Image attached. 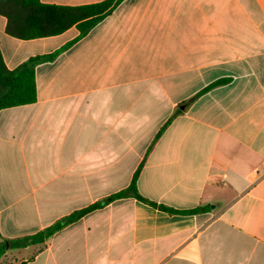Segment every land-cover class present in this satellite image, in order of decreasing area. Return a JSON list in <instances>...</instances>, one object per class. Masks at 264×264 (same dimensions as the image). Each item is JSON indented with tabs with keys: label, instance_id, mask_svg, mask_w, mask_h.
Listing matches in <instances>:
<instances>
[{
	"label": "crops",
	"instance_id": "1",
	"mask_svg": "<svg viewBox=\"0 0 264 264\" xmlns=\"http://www.w3.org/2000/svg\"><path fill=\"white\" fill-rule=\"evenodd\" d=\"M6 26L9 70L58 54L35 68L34 103L0 111L4 240L133 181L159 206L204 211L114 200L0 264H264V0H124L70 46L76 27L23 41Z\"/></svg>",
	"mask_w": 264,
	"mask_h": 264
},
{
	"label": "trees",
	"instance_id": "2",
	"mask_svg": "<svg viewBox=\"0 0 264 264\" xmlns=\"http://www.w3.org/2000/svg\"><path fill=\"white\" fill-rule=\"evenodd\" d=\"M123 1L104 0L83 6H60L44 4L41 0H0V15L7 20V35L23 41L58 36L76 27L79 36L67 45L70 46L86 36L98 23L111 15ZM57 54L56 52L51 55L31 58L17 69L9 70L0 50V111L34 103L36 101L35 68L41 62L52 61ZM225 82L226 80L215 82L199 95ZM198 96L186 102L184 106H188ZM123 198H134L171 214L193 215L204 211V208L176 211L159 206L141 196L136 182L133 181L127 189L110 196L102 202L77 211L33 236L7 241L0 234V261L9 249H23L31 245L42 244L65 226L77 222L85 215L101 209L114 200Z\"/></svg>",
	"mask_w": 264,
	"mask_h": 264
}]
</instances>
